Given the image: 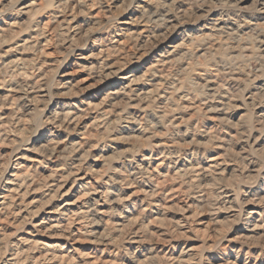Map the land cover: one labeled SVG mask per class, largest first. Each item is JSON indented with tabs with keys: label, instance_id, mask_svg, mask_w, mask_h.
<instances>
[{
	"label": "clouds",
	"instance_id": "clouds-1",
	"mask_svg": "<svg viewBox=\"0 0 264 264\" xmlns=\"http://www.w3.org/2000/svg\"><path fill=\"white\" fill-rule=\"evenodd\" d=\"M0 264H264V0H0Z\"/></svg>",
	"mask_w": 264,
	"mask_h": 264
}]
</instances>
